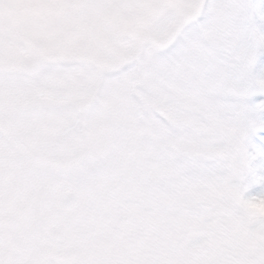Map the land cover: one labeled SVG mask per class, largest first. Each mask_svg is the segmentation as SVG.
<instances>
[{"label":"snow or ice","instance_id":"snow-or-ice-1","mask_svg":"<svg viewBox=\"0 0 264 264\" xmlns=\"http://www.w3.org/2000/svg\"><path fill=\"white\" fill-rule=\"evenodd\" d=\"M258 204L264 0H0V264H264Z\"/></svg>","mask_w":264,"mask_h":264},{"label":"clouds","instance_id":"clouds-1","mask_svg":"<svg viewBox=\"0 0 264 264\" xmlns=\"http://www.w3.org/2000/svg\"><path fill=\"white\" fill-rule=\"evenodd\" d=\"M250 211L253 214H264V204L251 206Z\"/></svg>","mask_w":264,"mask_h":264},{"label":"rangeland","instance_id":"rangeland-1","mask_svg":"<svg viewBox=\"0 0 264 264\" xmlns=\"http://www.w3.org/2000/svg\"><path fill=\"white\" fill-rule=\"evenodd\" d=\"M244 195L247 196V193H245Z\"/></svg>","mask_w":264,"mask_h":264}]
</instances>
